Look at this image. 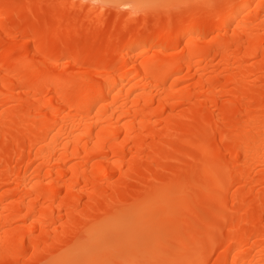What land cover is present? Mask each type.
Wrapping results in <instances>:
<instances>
[{
  "label": "bare ground",
  "instance_id": "obj_1",
  "mask_svg": "<svg viewBox=\"0 0 264 264\" xmlns=\"http://www.w3.org/2000/svg\"><path fill=\"white\" fill-rule=\"evenodd\" d=\"M198 1L0 0V264H264V0Z\"/></svg>",
  "mask_w": 264,
  "mask_h": 264
},
{
  "label": "snow or ice",
  "instance_id": "obj_2",
  "mask_svg": "<svg viewBox=\"0 0 264 264\" xmlns=\"http://www.w3.org/2000/svg\"><path fill=\"white\" fill-rule=\"evenodd\" d=\"M77 7L73 5V8ZM176 7L174 5H147L139 2H131V0H93L92 7L88 8V14L91 15L93 11L97 8L99 9L97 19H105L106 10H114L119 16L122 12L127 13L128 20H134L141 14L147 15V10L152 9L153 11L160 10H170L171 8ZM201 7L213 10L217 13L219 17L221 10L224 8L223 5L214 4V3H205ZM80 11L83 12L85 5L81 4L79 6ZM46 264H117L115 261H96V262H79V261H53L46 262ZM119 264H204L200 260H146V259H130L120 261Z\"/></svg>",
  "mask_w": 264,
  "mask_h": 264
},
{
  "label": "rangeland",
  "instance_id": "obj_3",
  "mask_svg": "<svg viewBox=\"0 0 264 264\" xmlns=\"http://www.w3.org/2000/svg\"><path fill=\"white\" fill-rule=\"evenodd\" d=\"M77 1L78 2H82L85 5V8H87V9L89 7H92V5H93V0H77ZM145 1L146 2H150L152 4H158L162 0H145ZM204 1L205 0H199L198 3H197V6L198 7H201V5L203 4ZM254 5L255 4H253L252 6H250L249 9H248V11L252 10L254 8ZM243 17L244 16H242V18ZM119 43L121 44V40L118 42V45H120ZM81 262H87V258L83 259V261H81ZM118 262H120V261L118 260Z\"/></svg>",
  "mask_w": 264,
  "mask_h": 264
}]
</instances>
